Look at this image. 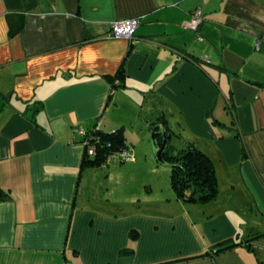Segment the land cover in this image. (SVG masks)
Wrapping results in <instances>:
<instances>
[{
	"label": "crops",
	"instance_id": "crops-1",
	"mask_svg": "<svg viewBox=\"0 0 264 264\" xmlns=\"http://www.w3.org/2000/svg\"><path fill=\"white\" fill-rule=\"evenodd\" d=\"M129 18L133 41L108 36ZM158 125L212 157L219 196L87 199L75 129L135 148ZM262 232L264 0H0V264H264Z\"/></svg>",
	"mask_w": 264,
	"mask_h": 264
},
{
	"label": "trees",
	"instance_id": "trees-1",
	"mask_svg": "<svg viewBox=\"0 0 264 264\" xmlns=\"http://www.w3.org/2000/svg\"><path fill=\"white\" fill-rule=\"evenodd\" d=\"M115 79L120 80L116 87L120 86L125 80L124 71L120 70ZM162 121L165 122V119ZM215 122L220 123L217 120ZM87 139L89 144L95 147V154L90 155L85 146L82 169L100 167L117 151L131 148L123 128L104 131L95 127L88 133ZM164 159L172 165L171 185L179 200L186 203L206 204L219 196V181L214 160L194 142H188L186 147L177 150L168 144ZM260 236H264V232L258 233L254 238ZM213 251L212 249L210 252L213 254Z\"/></svg>",
	"mask_w": 264,
	"mask_h": 264
},
{
	"label": "rangeland",
	"instance_id": "rangeland-1",
	"mask_svg": "<svg viewBox=\"0 0 264 264\" xmlns=\"http://www.w3.org/2000/svg\"><path fill=\"white\" fill-rule=\"evenodd\" d=\"M144 144L132 148V158L123 163L113 160L100 167L82 169L87 188L81 190L87 199L96 200L100 206L124 197L147 199L173 192L172 165L158 161L151 143V132ZM147 154L148 157H147Z\"/></svg>",
	"mask_w": 264,
	"mask_h": 264
},
{
	"label": "built area",
	"instance_id": "built-area-1",
	"mask_svg": "<svg viewBox=\"0 0 264 264\" xmlns=\"http://www.w3.org/2000/svg\"><path fill=\"white\" fill-rule=\"evenodd\" d=\"M203 20L204 17L202 10L197 8L192 12L191 18L184 24V26L187 29L193 30L198 33V40L200 41L205 40V37L199 32ZM140 24H141L140 18H129L125 20L115 21L111 25V29L108 33V36L111 38L128 39L130 41H133L135 38L136 31L139 28ZM119 82L120 81L117 80L116 84L118 85ZM75 132L81 136L82 138L81 142L84 148L85 146L87 147V152L90 155H94L95 147L92 144H89L87 139L89 132L83 128H77L75 129ZM132 150H133L132 148H127L117 151L115 154L109 156L107 163L113 160L126 161L127 159H131Z\"/></svg>",
	"mask_w": 264,
	"mask_h": 264
},
{
	"label": "water",
	"instance_id": "water-1",
	"mask_svg": "<svg viewBox=\"0 0 264 264\" xmlns=\"http://www.w3.org/2000/svg\"><path fill=\"white\" fill-rule=\"evenodd\" d=\"M171 133L164 125H158L154 127L151 132V143L153 150L159 162L167 163L164 159V153L169 143Z\"/></svg>",
	"mask_w": 264,
	"mask_h": 264
}]
</instances>
